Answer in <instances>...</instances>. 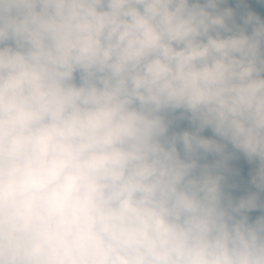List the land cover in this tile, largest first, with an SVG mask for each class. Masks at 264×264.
Masks as SVG:
<instances>
[{"label":"clouds","instance_id":"clouds-1","mask_svg":"<svg viewBox=\"0 0 264 264\" xmlns=\"http://www.w3.org/2000/svg\"><path fill=\"white\" fill-rule=\"evenodd\" d=\"M0 264H264V0H0Z\"/></svg>","mask_w":264,"mask_h":264}]
</instances>
